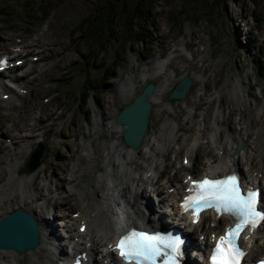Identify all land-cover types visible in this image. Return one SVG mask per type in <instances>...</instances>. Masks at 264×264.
Instances as JSON below:
<instances>
[{
  "label": "rangeland",
  "instance_id": "obj_1",
  "mask_svg": "<svg viewBox=\"0 0 264 264\" xmlns=\"http://www.w3.org/2000/svg\"><path fill=\"white\" fill-rule=\"evenodd\" d=\"M28 1L0 0V8L4 3L11 2L17 7V11L23 14L17 16L13 12L10 17H6L9 22L0 25V41L6 39L5 47L9 45L13 48L17 43L23 45L24 40L37 39L40 45L35 50L41 54V59H43L33 63L37 71L35 75L34 73L26 75L25 79L31 85L29 91L15 96L11 101V106L6 110L7 113H3L0 108V128L5 131L3 135L0 132V137H2L0 157L2 156L5 160L2 161L0 167V173L2 170L4 172L0 187L2 183L9 182L7 185L11 183L13 189L20 195L18 202L27 198L29 191L33 190L32 184L34 185L35 182L32 177L36 173L35 169L29 171L25 168V162L34 147L23 154L15 155L11 138L7 137L11 136L13 131L19 130L18 125L25 127L27 122L32 121V117L40 115L44 121L37 120L40 128L37 131L38 134L42 132L45 134V138L40 141L44 144L41 167L45 166L47 174L52 179L55 178L52 175L54 170L55 173L57 171L58 174L65 176L67 171L73 167V176L79 175L78 185H89L91 177L97 172L89 171L88 167L83 170V157L80 158L79 154L87 152H79L81 149L80 136H78L80 130L91 128L88 138H84L86 145L91 141V144L96 146L99 141L104 143L117 138L113 130L116 125L115 115L150 80H153L156 85L164 80L168 83L165 89L160 90V102L153 103L154 109L150 116L151 127L148 132V135L159 136L160 139L163 133L167 137V140L160 142L161 151L153 149L148 151L150 157L158 162L154 174L159 182L164 181L161 178L163 172H168L169 178L174 181L179 180L185 170L196 175L199 163L215 153L211 150L207 151L205 145L198 148L196 152H185L184 147L180 146V140L186 139L184 144L188 142L192 124L199 120L202 113H205L207 117L204 120L205 124L211 125L212 129L213 124L209 117L215 111L220 113L221 124H226L221 132L222 137L235 135L236 139L240 140V131H245L248 132V139L254 140L256 130L260 131L262 128L261 131H264V109L261 111L260 107V103L264 100V0H171L167 4L161 1L158 6L160 14L153 21L151 17L143 16L145 19H141L139 23V25L149 24L151 37L158 41V43L149 44L150 52L146 55L143 43L140 42L144 33L138 36L137 23L132 20L130 21L133 22L132 28L118 29L114 26L111 33L106 27L103 32L99 29H87L84 35H80L81 32L76 30L78 23L84 17L91 16L97 8L101 9L102 5L105 6L106 0H56V4L51 5L53 7L50 13L41 21L38 20L41 17L39 13L31 17L27 16L25 10L31 6H37V3L43 0ZM124 1L126 0L117 2ZM141 4L142 2H138V6ZM93 15L96 16V14ZM92 19L87 21L88 26H92ZM11 22L14 25H11ZM103 25L105 26V20ZM92 36H95L97 40H93ZM18 37H20L19 40H17ZM107 37H111V40L107 41ZM117 37L121 41L130 39L124 60L120 65L113 62L118 60L117 49L120 41ZM175 42L179 50L171 49ZM3 50L5 48H0V52ZM61 50L66 51L67 54L59 52ZM32 52L34 51L31 49L29 53ZM158 58L166 60L162 68L160 65L159 69L155 70L159 71L158 74L141 80L133 87L130 86L127 78L133 76V79H136L137 75L140 76L142 69L148 66L150 60L154 61L151 67L146 69L156 68L155 61ZM70 60L72 61L68 63ZM43 63L49 64V68L39 71ZM63 63L65 66H62ZM200 63L202 65H199ZM109 64L112 66L106 69ZM25 69L26 67L22 70ZM105 70L108 77L94 84L98 89H95V93L89 97L87 107L90 112L85 115L80 111L79 99H76L78 90L83 88L86 78H100ZM15 73L18 72H12V74ZM187 73L197 75L194 76L190 93L186 97L187 105H189L188 111L181 106L179 99L168 97L176 82ZM6 76V74H1L0 80H7ZM213 90L218 92V96L214 98ZM43 95H51V99L44 101ZM164 103L168 106H164ZM259 108L261 116H253V110L257 111ZM96 111L102 112L101 118L96 117ZM57 115L62 119L57 118ZM12 119L18 125L11 124ZM172 120L173 135L171 137ZM243 120L245 123L242 122ZM52 122H56V125ZM240 125L243 126L238 129ZM97 127L104 129L103 133H98ZM176 128L184 129L183 136H179ZM59 129L63 130L60 133L72 134V136L65 138L59 135ZM262 133L264 135V132ZM158 142L156 139L154 146ZM10 149H12L11 155L9 154ZM183 153L194 156L195 160L199 159L197 168L194 164L192 167H181L180 165L179 170L174 172L181 162ZM248 155L244 158L250 160ZM8 156L10 159L7 161ZM15 160L18 162L10 167ZM136 161L145 165L149 162L141 155L136 157ZM50 162L52 163L49 164ZM251 162L254 166L258 164L254 157L251 158ZM86 165L89 166L87 162ZM95 167L103 174L101 166L96 165ZM141 172L149 174L152 170L142 169ZM38 174L41 179L44 175L42 168L38 169ZM146 188L148 191L149 186ZM148 193L150 196L146 193L147 199L152 202L155 193ZM15 199L16 195L9 201L17 202ZM67 202L64 208L67 216L73 208H80L87 213L82 197L76 191ZM7 204L6 201L3 205ZM155 205L154 203L153 207ZM0 208L3 212V207L0 206ZM52 210L53 207L50 208L51 212L45 216L46 218H52ZM62 220L63 217L60 215L55 218L54 226L56 233L59 234V239L54 240L55 243L60 242V237H65L68 233L66 227H62ZM211 223L209 219L205 225L210 227ZM197 234L198 231L195 232V235ZM61 241L63 243V240ZM57 250L62 252V247ZM64 251L66 255V247ZM20 254L22 257L24 253ZM61 257L62 259L56 258L58 264L63 262L64 253ZM26 262L29 261L26 260ZM26 262L20 260L19 264Z\"/></svg>",
  "mask_w": 264,
  "mask_h": 264
},
{
  "label": "bare ground",
  "instance_id": "obj_2",
  "mask_svg": "<svg viewBox=\"0 0 264 264\" xmlns=\"http://www.w3.org/2000/svg\"><path fill=\"white\" fill-rule=\"evenodd\" d=\"M5 45L6 39L0 41V48L5 47ZM23 45H28L31 49H34L39 46V41L24 40ZM174 49L179 50L180 48L179 46H174L173 50ZM71 61L72 60H70L68 63H70ZM156 63V68H153L151 70H148L144 67L142 69L141 75H137L136 79H133V76H129L127 78V81H130V86L133 87L141 80L147 79V77L150 76L157 75L159 71L155 70L159 69L160 65L162 68V66L166 64L164 60H158ZM62 66H65V63H63ZM194 76L197 75H190V77L192 78H195ZM167 86L168 83L165 80L159 83V85H156L150 96V100L152 102H157L160 90L165 89ZM14 93L17 94L16 92ZM234 94L238 95L235 92ZM216 95L217 94H215V96ZM260 107L262 111L264 109V100L260 103ZM261 111L260 108L257 111L253 110V114H261ZM237 118L240 119V117ZM219 119L220 114L215 111L212 115V122L218 123ZM43 121L44 119L40 118V122ZM242 122L245 123V120H243ZM14 125L17 124L14 122ZM242 126L240 127V129L242 128ZM38 129L39 126L35 122H27L23 130L12 133L13 144H17L18 141H22L21 144L13 147V152L15 155L23 154L28 149L30 150L33 147L32 145L34 143L45 138L44 132L38 134ZM90 130V128H87L86 130H83V132L84 134H87V131ZM108 130L110 131L112 129ZM113 130L116 132L117 138L104 143L99 141L96 144L94 150H92L91 148H87V146L82 144V149L80 152H87L85 154L81 153L83 157V169H87L88 167L89 171L92 170V172H97V174L93 175L89 181L92 185H86L82 190V193L85 194L86 207L90 210L88 216L84 215L83 212H80L77 217L72 216L66 219L65 227L68 235L67 237H60V242L58 243L54 242L55 239H59V235L55 232V226L45 216L51 212V207H53L52 212L58 211L63 213V217L67 216V214L64 213L67 198H71L73 188L79 189V187H76L75 183H72V177L70 176L71 179L67 180V182L70 184H63V182H61V185H64V189L67 191V193H63V189L57 188V190L53 194V190L49 185L52 180L51 176L46 174L43 177V182L41 184L38 180V169L43 167L40 166L35 169L36 173L32 177L33 181L35 182L34 185L29 179L30 184H32L33 190L29 191L27 198L19 202L17 200L20 198V195L13 189L12 184L10 183L9 185H7L9 182L2 183L0 187V206L3 207L4 211L2 212V209L0 208V217L14 207L22 206L31 211L32 209H35L34 215L38 222L40 242L35 248L27 249L24 252H21L24 253L22 257L20 253L15 252L12 249L0 248V264H19L20 260L21 262H26V260L29 261L25 264H58L56 258L62 259V253H64V260L61 264H67V254L65 255L64 249L69 245L71 246V250L73 252H75L76 250V252L81 250L87 251V255L89 258V262L87 264H102V258L110 257L111 260H114V255L111 252L105 251L104 253H102L103 249L107 250V242L110 240V238L123 231L128 225H142L143 227H145L153 226L155 224V213L146 210L145 207V202H147L148 199L145 194V189L147 190V188L144 183L149 182L151 184L150 190L157 191L158 193L163 192L165 189L164 186L158 184L155 175L151 174L152 172H154L157 161L156 159L150 157L148 151L150 149L161 151L162 145L160 144V142L165 140L166 136L161 134L162 139H160L159 136L153 137L146 133L142 140V143L139 146L128 147L124 144L123 140L120 137L121 132L123 131V126L116 123ZM261 130L259 131L258 129V132L260 134L256 133L255 135L256 140L261 144V146H258V148H253V144H251L253 140L246 139V135H248V132L246 133L245 131L239 130L240 139H246L248 141L247 144H249V146L251 147L246 150L248 152H237L236 154L225 152L223 155H218V153L216 152V157H210L201 162V166L198 172L199 175L197 177L206 173L211 175L220 174L225 170L238 168L241 170L243 180L246 183L256 181L257 177L252 176L248 168L246 166H242V162L244 160V156L249 153V151H255L257 152L256 154L260 158H262L261 165L264 169V135L262 133L264 131ZM1 132H4V130L1 129ZM100 132H103V130H100ZM61 135L67 137V134L65 133H61ZM233 137L236 136L234 135ZM233 137L231 138L234 139ZM24 138H26V140H24ZM156 139H158L159 143L154 146ZM207 141L209 145H212V139L208 138ZM218 148L219 146L217 147V150ZM139 155H141L144 160L149 161L147 165L136 161V157ZM17 162L18 161L15 160L13 164H10V167L15 165ZM86 162L89 164V166L86 165ZM96 165L101 166L103 174H101L100 169H96ZM142 169H145L147 171L152 170V172H150L149 174L143 173L141 172ZM44 172L46 171L44 170ZM183 176H185V174ZM3 177L4 172L2 170L0 173V181L3 179ZM55 179L63 181V178L59 174L55 175ZM186 185V182L184 184L183 182H177L176 184L174 183L176 189L175 192L168 193L167 190H165V194H161L159 203H163L164 209L162 210V212L167 211L174 214L173 220L176 224H183V226L186 227L185 229H193L195 228V226L189 222L185 215L180 214L177 209L176 193L182 191L181 189ZM44 189H46V191H44ZM15 195V201L17 202L9 201V199L13 198ZM6 201L8 202V204L3 205ZM80 219L88 220V227L83 233L79 230L73 232L72 230L74 228V222L76 220L78 221V227L82 222ZM202 229L206 230L207 227L205 225H202ZM75 236L77 237L76 239H74ZM61 240H63V243ZM206 241L207 240H204V243H201L202 241L197 243L195 240H191L190 242L198 249L197 252L194 253V255L197 257L195 259L197 264H206V260L203 259L201 261L199 259L203 252L202 247L205 245ZM88 242L89 244H87ZM243 243L246 247L249 248L248 254L251 258H258L264 255V227H261L257 232H253L252 234H250L249 239L244 240ZM100 245H102V248H100ZM59 247H62V252H59V250H57ZM52 249L54 251V254ZM96 252H100L101 256H96Z\"/></svg>",
  "mask_w": 264,
  "mask_h": 264
},
{
  "label": "snow or ice",
  "instance_id": "obj_3",
  "mask_svg": "<svg viewBox=\"0 0 264 264\" xmlns=\"http://www.w3.org/2000/svg\"><path fill=\"white\" fill-rule=\"evenodd\" d=\"M4 63L0 61V65ZM187 191L190 194L184 197L181 206L185 213L191 211L193 223H198L200 214L208 209H215L218 216L229 215L235 221L218 239L212 237L215 245L210 252L209 264H244L246 252L241 241L249 239L244 235L245 230L255 232L264 226V208L261 207L264 192L260 188L242 191L235 172L217 179L205 176L192 180ZM184 243L179 235H150L132 230L118 240L115 249L126 264H157L161 259L162 264H179Z\"/></svg>",
  "mask_w": 264,
  "mask_h": 264
},
{
  "label": "water",
  "instance_id": "obj_4",
  "mask_svg": "<svg viewBox=\"0 0 264 264\" xmlns=\"http://www.w3.org/2000/svg\"><path fill=\"white\" fill-rule=\"evenodd\" d=\"M191 82V78L185 74L170 92V97H183ZM153 85V82H148L134 100L121 109L116 116L117 123H126L123 140L127 146L137 147L140 144L151 108L149 95ZM40 145L31 154L32 157L27 164L28 169L34 168L39 163L43 150V146ZM37 243V223L27 210L18 208L0 219V248L25 251L35 247Z\"/></svg>",
  "mask_w": 264,
  "mask_h": 264
},
{
  "label": "trees",
  "instance_id": "obj_5",
  "mask_svg": "<svg viewBox=\"0 0 264 264\" xmlns=\"http://www.w3.org/2000/svg\"><path fill=\"white\" fill-rule=\"evenodd\" d=\"M159 1H168V0H126L124 2H117L115 0H106L105 6H103L101 9L98 10V12L94 13L89 17H84L77 25V28H84V34H86L87 29H93L97 30L99 29L100 32H103L104 28L106 27L109 31V33L113 32L114 26H116L118 29L120 28H132L133 22L140 23V20H144L146 17H151L152 21L155 19L156 15H158L157 10V3ZM31 2V1H28ZM138 2H142L140 6H138ZM56 4L55 0H43L41 4L37 5L36 7L31 6L29 9H26L27 15H34L36 13H41L42 17L45 18L51 11L52 7L51 5ZM15 13L17 16H22L23 14L16 11V6H13L11 2H6L2 5L0 8V21L9 22V20L6 17H10L12 13ZM33 15V16H34ZM143 16L145 18H143ZM13 18V17H12ZM91 18V25L88 26L87 21ZM105 20V26L103 25V21ZM133 22H130V21ZM11 25H14V23H10ZM136 32L138 33V36L141 35V33H144V42L146 41H153V38L151 37L152 33L150 31L149 24H140L137 27ZM83 34V35H84ZM93 40H97L95 36H92ZM111 37H107L106 40H110ZM130 39H126L123 41L121 48H120V54L119 58L122 60L124 58V51L126 50V43ZM118 62V61H117ZM119 63V62H118ZM109 69V68H108ZM92 81H88L85 84V90L80 91V96L82 97V102L85 104L86 99L90 96L92 93L91 90L95 88L94 84L96 82V78H92ZM84 96V97H83Z\"/></svg>",
  "mask_w": 264,
  "mask_h": 264
}]
</instances>
